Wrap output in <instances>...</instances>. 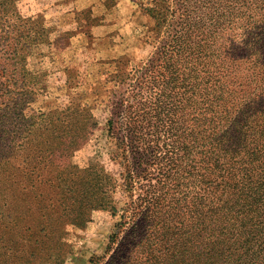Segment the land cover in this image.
Wrapping results in <instances>:
<instances>
[{"label":"trees","instance_id":"trees-1","mask_svg":"<svg viewBox=\"0 0 264 264\" xmlns=\"http://www.w3.org/2000/svg\"><path fill=\"white\" fill-rule=\"evenodd\" d=\"M134 1L159 44L107 122L120 171L74 174L73 203L52 211L78 226L110 212L107 264H264V0ZM8 246L7 264L22 263ZM64 253L49 247L46 262Z\"/></svg>","mask_w":264,"mask_h":264},{"label":"rangeland","instance_id":"rangeland-1","mask_svg":"<svg viewBox=\"0 0 264 264\" xmlns=\"http://www.w3.org/2000/svg\"><path fill=\"white\" fill-rule=\"evenodd\" d=\"M149 22L134 0H0V264L13 261L8 245L24 259L12 264H48L55 245L63 264H107L115 252L110 212L78 226L52 210L73 203L74 174L120 171L107 122L159 44L147 39ZM243 60L244 78L257 64ZM40 244L45 252L33 255Z\"/></svg>","mask_w":264,"mask_h":264}]
</instances>
